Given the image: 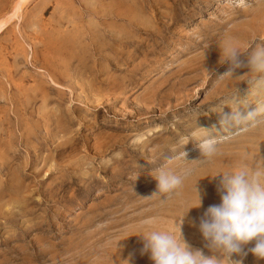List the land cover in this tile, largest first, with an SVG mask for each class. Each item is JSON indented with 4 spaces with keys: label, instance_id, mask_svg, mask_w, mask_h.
Returning <instances> with one entry per match:
<instances>
[{
    "label": "rangeland",
    "instance_id": "374dc122",
    "mask_svg": "<svg viewBox=\"0 0 264 264\" xmlns=\"http://www.w3.org/2000/svg\"><path fill=\"white\" fill-rule=\"evenodd\" d=\"M229 41L264 43V0L28 1L0 33V264H154L140 235L178 231L196 185L181 230L213 255L199 221L217 175L264 165V118L216 133L211 158L192 139L219 129L237 89L257 99L254 73L224 75ZM161 167L190 172L153 195ZM254 244L231 259L264 264Z\"/></svg>",
    "mask_w": 264,
    "mask_h": 264
},
{
    "label": "clouds",
    "instance_id": "9594fccd",
    "mask_svg": "<svg viewBox=\"0 0 264 264\" xmlns=\"http://www.w3.org/2000/svg\"><path fill=\"white\" fill-rule=\"evenodd\" d=\"M243 4L244 0H236L237 7H242ZM219 50V63L232 65L224 75H233L234 70L238 68H247L254 73L247 80L248 92L244 96L254 95L257 99L241 102L237 89L232 100L235 107H232L229 113H224L223 110L218 113L219 129L216 125L211 128L197 126L192 139L198 141V147L205 159L218 153L217 146L221 140L216 133L228 132L245 125L255 126L264 118V99H261L264 97V43L252 42L248 50L242 52L229 41ZM241 56H244V59H241ZM206 71L210 79L213 73L207 69ZM200 129L203 131H199ZM186 155L187 153L182 151L176 158L185 160ZM157 172L154 176L158 182L157 193L153 195L168 194L179 189L190 170L177 174L171 169L161 167ZM217 176L220 177L216 186L220 203L210 205L199 221V230L208 242L206 247L214 254L206 256L201 249L193 248L184 239L181 230L184 216L192 208L202 205V196L197 185L198 202L187 209L177 225L178 231H149L140 235L144 242L141 254L148 253L154 264H224L225 260L230 264H242L240 260L231 259L232 255H247L243 246L254 241V247L248 251L257 258L264 259V165L251 169L243 166Z\"/></svg>",
    "mask_w": 264,
    "mask_h": 264
},
{
    "label": "bare ground",
    "instance_id": "6f19581e",
    "mask_svg": "<svg viewBox=\"0 0 264 264\" xmlns=\"http://www.w3.org/2000/svg\"><path fill=\"white\" fill-rule=\"evenodd\" d=\"M30 0H17L12 12L0 19V33L6 28V26L16 17L20 15V12Z\"/></svg>",
    "mask_w": 264,
    "mask_h": 264
}]
</instances>
